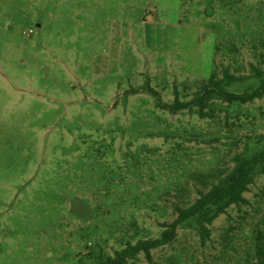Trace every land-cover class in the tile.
Returning a JSON list of instances; mask_svg holds the SVG:
<instances>
[{"label": "rangeland", "instance_id": "rangeland-1", "mask_svg": "<svg viewBox=\"0 0 264 264\" xmlns=\"http://www.w3.org/2000/svg\"><path fill=\"white\" fill-rule=\"evenodd\" d=\"M252 65L264 78V0H0V264H101L159 238L176 205L264 146V94L200 118L145 84L186 101L227 68L243 93ZM244 196L203 244L179 227L126 264H255L263 174Z\"/></svg>", "mask_w": 264, "mask_h": 264}, {"label": "trees", "instance_id": "trees-1", "mask_svg": "<svg viewBox=\"0 0 264 264\" xmlns=\"http://www.w3.org/2000/svg\"><path fill=\"white\" fill-rule=\"evenodd\" d=\"M251 69L255 77L259 79V86L243 93H234L227 89L231 83L241 82L246 78L231 74L227 68H224L221 74L213 70L209 76L195 80L197 90L186 101L179 98L176 88H174L172 102H163L158 92L149 83L145 84L144 89L156 98V105L159 108L171 112L194 108L200 118H214L216 117L213 109L215 99H220L231 106L234 103L247 104L263 96V72L253 65ZM262 141H264V135L259 136V139L252 143L259 145ZM246 147V152L235 154L232 157L233 165L225 171H220L210 186L200 191L191 204L175 206V218L171 222L162 223L164 229L159 238L138 240L135 244L129 243L122 250L115 252L114 257H108L115 259L104 261L103 264H126L128 259L134 258L141 251L147 258H151L150 251L172 241L179 227H193L202 244L208 240L212 222L219 215L226 213L230 206L246 204L247 199L244 193L250 190V185L253 184L257 174L264 175V146L253 153L248 152V146ZM253 241L255 264H264V218L253 230Z\"/></svg>", "mask_w": 264, "mask_h": 264}, {"label": "flooded vegetation", "instance_id": "flooded-vegetation-1", "mask_svg": "<svg viewBox=\"0 0 264 264\" xmlns=\"http://www.w3.org/2000/svg\"><path fill=\"white\" fill-rule=\"evenodd\" d=\"M115 252H117V251H115ZM141 252H142V251H141ZM143 253H144V252H143ZM114 256H115V253H114L113 256H107L106 259H104V260L101 262V264H103L104 261L107 262L109 259H111V260L115 259V258H108V257H114ZM99 260H101V259L99 258Z\"/></svg>", "mask_w": 264, "mask_h": 264}, {"label": "crops", "instance_id": "crops-1", "mask_svg": "<svg viewBox=\"0 0 264 264\" xmlns=\"http://www.w3.org/2000/svg\"><path fill=\"white\" fill-rule=\"evenodd\" d=\"M127 1V0H126ZM118 33V31H116ZM156 64V63H155ZM158 65V64H157Z\"/></svg>", "mask_w": 264, "mask_h": 264}]
</instances>
